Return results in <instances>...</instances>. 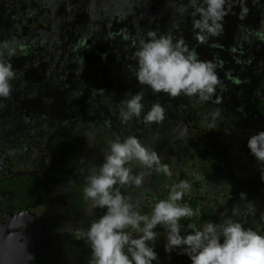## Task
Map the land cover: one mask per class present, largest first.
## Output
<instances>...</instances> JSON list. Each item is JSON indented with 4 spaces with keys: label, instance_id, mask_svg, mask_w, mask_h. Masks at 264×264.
<instances>
[{
    "label": "flooded vegetation",
    "instance_id": "obj_1",
    "mask_svg": "<svg viewBox=\"0 0 264 264\" xmlns=\"http://www.w3.org/2000/svg\"><path fill=\"white\" fill-rule=\"evenodd\" d=\"M117 1L103 5L107 9L89 10L88 13L100 22L106 17L118 20L120 17L109 14L114 13L112 8H118L125 14L130 11L131 27L139 20L134 30L124 26H112L113 33H108L106 28L101 30L106 47L100 51L103 53L108 49L111 55L112 84L108 82L110 72L104 74L101 71L99 49L88 52L89 58L83 61L78 58L82 55L80 50L70 48L68 44H64L66 47L60 45L61 50L58 49L59 43L50 37L40 41L39 28H30V18L24 28L20 26L8 33L7 37L14 35L13 40L3 41L14 49L10 59L17 78L12 81L11 95L0 99V264H6L3 258L10 253L16 258L14 264H89L90 248L84 239L76 238L75 232L87 229L93 219L104 214L105 209L93 208L91 201L84 200L85 178L103 163V150L116 136L123 139L134 135L140 142L144 138L142 144L154 149L161 162L167 164L173 173L169 178L152 172L145 177L141 187L125 185L120 189L134 205L139 206L142 214H150L154 203L167 197L170 184L188 180L192 191L183 202L194 209L200 206L203 218L182 219V225L195 222L200 226L209 220L220 223L232 216V209L236 208L240 215L233 219L264 234V180L261 179L264 164H258L246 146L250 135L264 130V114L258 107V97L264 98V70L260 75L245 65L257 59L255 54H247L243 61L235 58L234 65H229L228 69L224 64L227 61L225 52L232 59L234 53L232 55L231 50L241 44L243 38L237 36L238 42L232 39L229 44L232 43L233 48L227 51L225 46L229 44H223L222 40H217L222 43L220 46L211 45L213 42L205 46L211 57L204 58L201 54V59L222 64L217 68L221 80L217 89V96L222 97L220 104L153 93L147 86L138 84L130 70L135 67L133 57L138 38L148 30L171 31L167 14H172L166 10L178 5L180 0H156L151 11L149 8L142 14L135 9L132 12L131 0ZM249 1L252 15L256 6L260 15L264 13V0ZM35 9L31 11L33 15L37 13ZM172 11L174 14V8ZM162 13H167L165 18H161ZM153 17L158 19L152 22ZM245 19L235 21L233 33L239 29L240 36L242 28L254 32L255 36L253 34V38L249 37L244 44L251 50L257 46L264 49V41L259 38L264 29L259 30L256 25L250 27L251 16ZM251 39L255 44L248 41ZM47 49H51L57 58L53 67L51 61L45 60L50 54ZM236 51L241 50L237 48ZM43 54L46 58L39 62L37 56ZM224 66L226 70L223 72ZM229 72L230 76H226ZM251 82L253 89L246 96L244 90ZM141 90L147 95L142 101L145 112L154 103H160L165 109L163 122L153 123L150 128L142 121L144 112L140 118H133L127 124H122L119 116L123 101L128 98L123 92L130 96ZM112 91L118 93L112 95ZM68 93L74 98L68 100ZM215 109L220 110V115L213 121L211 113ZM209 124L214 129H209ZM72 129L80 146L76 156L68 158L54 137ZM83 135L88 139L81 144ZM59 141L61 143V139ZM61 164L65 166L61 167ZM141 171L143 169L133 165V174ZM24 172L39 181V192L34 193L35 186L26 183L25 187H18L16 180L11 179ZM241 193L245 198H241ZM155 231L158 233L154 242L158 261L154 264H190L184 255L166 253V232L159 227ZM8 232L19 233L23 243L16 236L7 235ZM30 249L34 254L26 260Z\"/></svg>",
    "mask_w": 264,
    "mask_h": 264
},
{
    "label": "clouds",
    "instance_id": "obj_2",
    "mask_svg": "<svg viewBox=\"0 0 264 264\" xmlns=\"http://www.w3.org/2000/svg\"><path fill=\"white\" fill-rule=\"evenodd\" d=\"M237 7L239 11L234 13ZM173 8L181 17L191 19V30L198 44L222 36L226 16L235 14L242 21L249 13L247 0H180ZM259 38L264 41V34H259ZM12 55L13 47L0 42V99L11 95L12 81L17 78ZM133 59L135 67L130 70L134 78L153 93H165L171 98L186 96L198 103H222V97L217 96L221 85L217 68L222 64L200 59L182 36L177 38L171 31L148 30L138 38ZM143 100L141 90L123 101L119 112L122 124L140 118L142 112L146 124L163 122L164 107L154 103L145 112ZM219 115L220 110L215 109L211 113L213 121ZM209 129H214L212 124ZM246 146L257 163L264 164V130L250 135ZM133 165L143 171L133 174ZM152 172L169 178L173 175L157 152L134 135L123 139L116 136L107 142L103 163L86 176L83 188L84 200L91 201L93 208L105 209L104 214L93 219L87 229L75 232L76 238L84 239L90 248L89 264H154L158 261L154 247L157 227L166 232L165 252L184 255L190 264H264V234L233 219L240 215L236 208L232 209V216L220 223L209 220L200 226L195 222L181 224L182 219L191 221L200 216L199 207L194 209L183 202L192 191L188 180L170 184L167 197L157 200L150 214H142L139 206L120 189L125 185L141 187ZM261 179L264 180V171ZM240 196L245 198L244 193Z\"/></svg>",
    "mask_w": 264,
    "mask_h": 264
},
{
    "label": "trees",
    "instance_id": "obj_3",
    "mask_svg": "<svg viewBox=\"0 0 264 264\" xmlns=\"http://www.w3.org/2000/svg\"><path fill=\"white\" fill-rule=\"evenodd\" d=\"M113 1H115L116 3L118 2L117 0H0V42L11 40V39L13 40L14 35L12 34L13 36L7 37L8 33L11 30H14V28H20V26L22 28H24L23 25H26V23L28 21L27 19L30 18L32 20L31 24L28 21V23L30 24V28H33L35 30H36V28H39L38 35H39L40 41H44L45 37L47 36V37H50L55 42L59 43V46L64 45V44H68L70 46V48H76L77 50H81L83 45H84V48H87L86 49L87 53L91 52L93 50L94 51L98 50V49L100 51V49L102 47H106L105 46V39L101 35L102 28L103 29L106 28L108 33H113L114 29L112 28V26H116V27L124 26L128 29L134 30V27L137 28V25H139V20H137V22L134 25H132V27H131V20L130 21L128 20L129 22L127 21V17H128L127 15L130 14L129 16H132V14L129 13L130 11H127L125 14V13L121 12L118 8H112L114 10V13L109 12L111 17H120V18H118V20H117V18L110 19V17H106L104 20H102L100 22L99 19L93 18L92 15L88 14L89 10L99 11L100 9H107L106 7H103V5L110 4ZM130 3L132 6V12L135 9V11H138L139 13L142 14L144 11H146L149 8L151 11L152 4L153 3L156 4L157 2H156V0H131ZM91 6H93L95 8H92ZM34 8H36L35 10H37V13L33 15L31 11ZM170 9L173 10V8H168L166 10V12L170 11ZM58 14H61L62 17H65L63 19L64 21L70 22L71 19H76V20L74 22H72L71 24H68V25L64 24L63 27H59L61 30H57L58 28H56L57 25H55V24H56L57 20L61 21ZM78 14H82V16H79ZM15 15H17L18 18L17 17L14 18ZM54 15H56V18H53ZM189 20H191V19H188V18L183 19V22L181 23L182 25L178 27L179 29L176 30L175 33L177 35V38L182 36L185 39V41H187V44L189 45V47H194V45H196L198 43L194 39L192 30L190 29L189 33L185 32V26H189V24L186 25V22ZM140 21H142V20H140ZM44 24H46V26H43ZM143 24H144V22H142V25ZM171 24H172L171 27L175 24L174 19H172ZM143 26H145V25H143ZM171 27H169V28H171ZM49 32H51V33H49ZM97 34L100 35V38L97 37ZM230 34H231V37L233 39L232 41L235 40L238 42V39L242 38V34L239 36V34H240L239 29H237L236 34H234L233 31H231ZM188 35L190 36V39L187 38ZM237 36L239 38H237ZM220 37H218V38L214 37V38H212L213 40L211 39L208 42H213L211 45L216 43L217 45L220 46V44H222V43L220 41L219 42L217 41V40H219ZM86 38H87V40L84 41ZM215 39H216V41H215ZM37 40H38V38L36 39V41ZM246 40L247 39H245V41ZM55 42H54V44H55ZM237 42H235V43H237ZM42 43H44V42H42ZM231 44H229L228 46H225L226 51L229 48L230 49L233 48V45H231ZM203 45H204V49H205V46L208 45V43H205ZM194 48H195L196 52L198 53V56L201 55V50H198L199 46H198V48H196V47H194ZM222 48H223V46H222ZM40 49H42V48H40ZM207 49H208V47H207ZM223 51H225V50H223ZM225 53L227 55V52H225ZM114 54H116V52ZM232 55H233V53H232ZM239 56L240 57H237V56L235 57V54L233 55L234 58H237V59H240L241 61H243L244 59H243L242 54H240ZM40 57L42 59L46 58L45 54L41 55ZM34 58H35V60H37L36 57H34ZM41 58H40V60H42ZM78 58L85 61L86 59L89 58V56L88 55H86V56L80 55ZM110 58H111V55L108 54V49L107 50L104 49L103 53H101V51H100V56L98 57V62H99L101 71L104 74L106 72H110V73H108V82L110 84H112V77H113L114 72L112 70L113 68L110 69V65H109V63H110L109 59ZM120 58H122V57L120 56ZM199 58L201 59L200 56H199ZM260 60H261L260 58L253 59V62L251 65L252 72H256V73L259 72L257 74L262 73L263 69H261V67L258 65ZM255 61H256V63H255ZM130 79L131 78L128 77V80H130ZM115 82H118V84H119V81H115ZM115 82L113 84H115ZM97 86L101 87L100 84H98ZM146 88H148V87H146ZM145 91H147V90H145ZM106 92L107 91H105V93ZM116 92L118 93V91H112L111 94L116 95L117 94ZM119 92H123V91H119ZM123 93H125V95L127 97H129V94L127 95L126 92H123ZM145 96H147V95L144 94V100H146ZM67 98H68V100H70L74 97H71L68 93ZM85 99L87 100V98H85ZM125 99H127V98H125ZM258 99L260 101V104H258V107H259L260 111L264 114V98L258 97ZM54 138L56 140L57 146L62 150L63 153H65V156H67L68 158L71 156H76L75 154L78 153L80 143L78 141V138H76L74 136L73 129L68 130L67 133L58 134ZM59 139H61V143H60ZM80 139H81V144H84L88 138L83 135ZM64 166L65 165L61 164V167H64ZM16 176H18V177H16V178L13 177L11 179L16 180V182L18 183V187H21V186L25 187L27 184L28 186H31V187L35 186L34 189L32 188L34 193L39 192L38 191V184H40V183L37 180L35 181L36 178L34 176L28 175L27 172L17 174ZM25 177H28V179H25ZM29 179H31L32 182H31V180L29 181ZM22 180H24V181H22ZM11 185H12V183H11ZM198 207L200 209V214H201L199 217L203 218V215H202L203 211H201L200 206H198ZM195 218H197V217H195Z\"/></svg>",
    "mask_w": 264,
    "mask_h": 264
},
{
    "label": "rangeland",
    "instance_id": "obj_4",
    "mask_svg": "<svg viewBox=\"0 0 264 264\" xmlns=\"http://www.w3.org/2000/svg\"><path fill=\"white\" fill-rule=\"evenodd\" d=\"M180 1H178V3H179ZM173 5V4H172ZM250 5V1L249 0H247V6H249ZM238 8V7H237ZM237 8H235L234 10H233V12L235 13V12H237L236 10H237ZM255 9H254V12H253V14L254 15H252V12H249L248 13V15H247V19H248V16H251V20L249 21V26L251 25V26H254V25H256V27L259 29V30H263L264 29V24H263V22H264V13L262 14V15H260L259 13H258V9H257V6L256 7H254ZM40 11V10H39ZM250 11H252V10H250ZM171 13L172 15H168L167 13ZM167 13H162V16H161V18H165V16H166V14H167V16H168V19L170 20V21H172V19H173V17H174V25L172 26V28H171V32H173V34L177 37V35H176V33H175V31L176 30H178L179 28V26H181L182 24V22H183V19H185V18H188V19H190L189 17H187V16H184V17H181L180 15H178L176 12L173 14V11H172V9H170V11H168ZM259 14V15H258ZM79 16H82V14H78ZM130 14H128L126 17H127V21L128 20H130V17L131 16H129ZM58 16L60 17V19H61V21H59V20H57V22H56V24L55 25H57V27L56 28H58L57 30H61L59 27H63V25L64 24H66V25H68V24H71L72 22H74L76 19H71L70 20V22H68V21H64L63 19L65 18V17H62L61 16V14H58ZM173 16V17H172ZM53 18H56V15H54V17ZM158 19V17H153L152 18V22H155L156 20ZM259 20L258 21V23H256L255 21L256 20ZM122 20V19H121ZM236 20H239L238 18H237V16L235 15V14H230V15H228V16H226L225 17V23H224V35L223 36H221L220 37V39L219 40H222L223 41V44H229L230 43V40H232V37H231V34H230V32L231 31H233L234 30V27H235V21ZM244 20H246V19H244ZM32 21V20H31ZM30 24H31V22H30ZM29 24V25H30ZM187 24H189V26H185V32H187V33H189V30L191 29V20H189V21H187L186 22V25ZM248 25V24H247ZM43 26H46V24H44ZM248 26V27H249ZM250 26V27H251ZM255 28V27H254ZM253 28V29H254ZM181 29V28H180ZM242 32H243V34H242V38H243V40H242V42H241V44H237L234 48H233V50H231V52L232 53H234L235 54V57L237 56V57H240L239 56V54H242V56H243V59H245L246 58V55L247 54H249L250 56H251V54L254 56V54H255V57L256 58H260L262 61H260L259 63H258V65L260 66V67H264V49H260L257 45V47H255V48H253L252 50L249 48V47H247L244 43L246 42L245 41V39H248L249 37H251V38H253V34H254V32H252L251 31V33H249L250 31L248 30V31H245V29L244 28H242ZM254 36H255V34H254ZM187 38L188 39H190V36L188 35L187 36ZM87 40V38L84 40V41H86ZM248 41H250L251 43H254V41H253V39H251V40H248ZM187 42V41H186ZM250 42H247L249 45H251V43ZM255 44V43H254ZM198 46H199V48H198ZM64 47H66L65 45H64ZM194 47H196V48H198V50H201V54H203V57L204 58H209V57H211V54L208 52V51H206L205 49H204V45L203 44H196V45H194ZM214 47H216V46H214ZM83 48H84V46H83ZM237 48H239L241 51L240 52H238V51H236L237 50ZM58 49H61L62 50V47L61 46H59L58 47ZM82 50L83 49H81L79 52H81L82 53V55L83 56H86V55H88V53L86 52V50H83L84 52H82ZM47 51L50 53V54H48L47 55V58L45 59V60H48V61H51V66L53 67L54 65H55V63H57V58H55L54 56H53V51L50 49V50H48L47 49ZM221 54H223V52L221 51L220 52ZM254 53V54H253ZM41 56V55H40ZM40 56H37V58H41ZM55 58V59H54ZM42 59V58H41ZM226 59H227V61H226V63H224V64H226L227 65V67L230 65V66H233L234 65V62H233V60H235V58H233L232 57V59L228 56V55H226ZM39 62H42V60H40ZM252 60H250V61H248L247 62V64H245L246 65V67H250L251 65H252ZM255 63H256V61H255ZM228 69H230L229 67H228ZM224 70H226V67L224 66L223 67V72H224ZM243 70H246L247 71V68H243ZM263 70H264V68H263ZM67 78L69 79L70 78V75L68 74L67 75ZM250 79V78H249ZM264 86V85H263ZM246 88V87H245ZM14 89H15V87H14ZM250 89H253V83H251V84H249V86L247 87V89L246 90H244L245 91V93H246V96H248L249 95V92H250ZM165 95H167V94H165ZM89 106V105H88ZM84 116V115H83ZM86 122V121H85ZM84 122V123H85ZM151 125L152 124H144V126L145 127H147V128H150L151 127ZM130 128V127H129ZM133 130V128H131V131ZM142 142H145L144 141V138H142V141H141V143ZM159 229L161 230L162 228L161 227H159Z\"/></svg>",
    "mask_w": 264,
    "mask_h": 264
},
{
    "label": "water",
    "instance_id": "obj_5",
    "mask_svg": "<svg viewBox=\"0 0 264 264\" xmlns=\"http://www.w3.org/2000/svg\"><path fill=\"white\" fill-rule=\"evenodd\" d=\"M11 235V236H16V239L19 241V242H22L23 243V241H21L20 239H19V233H18V235L16 234V232H15V234H13V233H7V235ZM1 251V250H0ZM34 254V252L30 249V251H29V254H28V256H27V258H26V260L27 259H29L32 255ZM4 259V261H5V263L6 264H14V260L16 259L15 258V256H13V253H10L6 258H3ZM21 262H22V260H21ZM21 264V263H20Z\"/></svg>",
    "mask_w": 264,
    "mask_h": 264
}]
</instances>
